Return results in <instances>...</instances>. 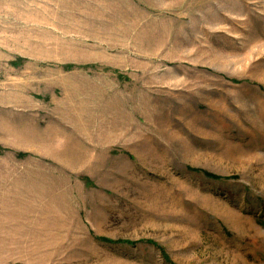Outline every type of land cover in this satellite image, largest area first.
Masks as SVG:
<instances>
[{"label":"rangeland","instance_id":"1","mask_svg":"<svg viewBox=\"0 0 264 264\" xmlns=\"http://www.w3.org/2000/svg\"><path fill=\"white\" fill-rule=\"evenodd\" d=\"M0 264H264V0H0Z\"/></svg>","mask_w":264,"mask_h":264},{"label":"trees","instance_id":"2","mask_svg":"<svg viewBox=\"0 0 264 264\" xmlns=\"http://www.w3.org/2000/svg\"><path fill=\"white\" fill-rule=\"evenodd\" d=\"M211 177H213V178H215V179H220L219 177H216V176H211Z\"/></svg>","mask_w":264,"mask_h":264}]
</instances>
